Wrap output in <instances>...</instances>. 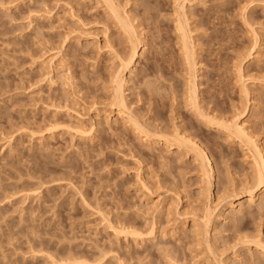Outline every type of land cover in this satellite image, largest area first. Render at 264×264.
<instances>
[{"label": "rangeland", "instance_id": "1", "mask_svg": "<svg viewBox=\"0 0 264 264\" xmlns=\"http://www.w3.org/2000/svg\"><path fill=\"white\" fill-rule=\"evenodd\" d=\"M107 1L0 0V264H264V0Z\"/></svg>", "mask_w": 264, "mask_h": 264}, {"label": "bare ground", "instance_id": "2", "mask_svg": "<svg viewBox=\"0 0 264 264\" xmlns=\"http://www.w3.org/2000/svg\"><path fill=\"white\" fill-rule=\"evenodd\" d=\"M106 1V0H105ZM109 1V0H108ZM107 1V2H108ZM112 1V0H111ZM114 2V1H113ZM109 4V3H108ZM111 5V7H112V11L116 14V16H117V14H118V11H117V6L116 5H114L113 3L112 4H110ZM184 7V6H183ZM119 8V7H118ZM184 9V8H183ZM128 17V16H127ZM127 17H125V18H123V20L122 19H120V24H122L123 25V30L124 31H126V33L130 36V38L131 39H137L138 38V36H136V33L134 32V29H133V27H132V25H130L129 23H128V21L126 20L127 19ZM119 19V18H118ZM183 33V32H182ZM185 33V32H184ZM126 34V35H127ZM135 34V35H134ZM127 35V36H128ZM137 37V38H136ZM139 39V38H138ZM137 39V40H138ZM186 39V38H185ZM136 40V41H137ZM133 42V41H132ZM185 43H187V40H186V42ZM140 44H142L141 42L139 43H137V44H135V43H133V45H132V47H131V52H129V54H128V56L126 57V58H124V57H121V56H119L118 57V59L120 60V71L118 72V74H117V79H116V82H117V88H116V93H117V96L118 95H120L119 97H120V99L122 100V102H119V103H121L120 104V109H119V111H118V114H121V115H127L128 116V121L140 132V133H142V134H144V135H146V137H153L154 135H151V134H149V132H147V130H145L144 129V126H142L140 123H139V121H137V119L136 118H134L132 115H130V114H128V112L126 111V107H125V104H124V102H123V97H122V89H123V84H124V82H125V72L127 71V70H130L131 72H134V68L132 67V65L134 64H136V62H135V59L138 57V56H141V54H140V49H139V47H140ZM189 44V43H188ZM190 45V44H189ZM186 47H187V44H186ZM192 48H190V50H191ZM189 46L187 47V51H188V53L187 54H189ZM190 53L191 54H189L188 55V58L189 57H191L192 59H195L194 58V54H195V52L193 53V51H190ZM187 58V59H188ZM190 63V68H192V71H194V73L192 74L191 73V86H189V88H190V90H191V92H190V97L192 96V98L191 99H196L197 98V87H198V85H197V72H196V65H194V63H193V61L191 62V61H189ZM196 64V63H195ZM133 65V66H134ZM192 66V67H191ZM193 66H194V68H193ZM194 69V70H193ZM196 69V70H195ZM243 78V77H242ZM243 80V79H242ZM243 82H244V85H245V81L243 80ZM121 90V91H120ZM245 92H246V94L249 92V90L248 91H246V89H245ZM120 93V94H119ZM192 94V95H191ZM248 95H249V93H248ZM116 96V97H117ZM118 97V98H119ZM120 100V101H121ZM239 121V120H238ZM235 122V123H232V125L230 124H224V122L223 123H221V122H215V123H213V125L215 126V127H217V128H223V129H227V130H231L232 131V133L239 139V140H241L243 143H246L245 145H248L249 146V148L251 149L252 148V150H254V154H255V157H256V166H257V176H256V182H255V187H254V189L251 191V193H250V196H251V199H253V198H255V191L256 190H262L263 188H264V154H263V151H262V149L257 145V143L253 140L254 138H253V136L248 132V130H247V128L245 127V123H241V122ZM155 137V136H154ZM158 138V137H157ZM160 138H164V139H166L167 140V138L168 137H164V135L162 136V135H160ZM186 139V138H185ZM189 140V139H188ZM188 140H185V141H188ZM188 142H190L189 144L190 145H192L193 146V148L195 149V151H199L201 148H199L198 147V144L196 143V142H194V140L193 141H188ZM187 143V142H186ZM200 151H202V150H200ZM203 152V151H202ZM202 152L201 153H199L198 152V155L199 156H201V157H204L203 156V154H202ZM206 156V155H205ZM205 159H206V157H204ZM210 171V170H209ZM208 171V173L210 174V172H212V170L209 172ZM210 176H211V174H210ZM208 177H209V175H208ZM250 199V200H251ZM209 219H211V218H209ZM209 219H206V220H208V221H210ZM208 221H206V222H208Z\"/></svg>", "mask_w": 264, "mask_h": 264}]
</instances>
